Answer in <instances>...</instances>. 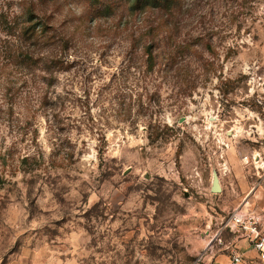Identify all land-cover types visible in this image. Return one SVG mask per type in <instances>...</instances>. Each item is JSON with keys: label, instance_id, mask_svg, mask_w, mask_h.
<instances>
[{"label": "rangeland", "instance_id": "rangeland-1", "mask_svg": "<svg viewBox=\"0 0 264 264\" xmlns=\"http://www.w3.org/2000/svg\"><path fill=\"white\" fill-rule=\"evenodd\" d=\"M152 7L0 0V264H222L264 218V0ZM29 9L70 41L53 77Z\"/></svg>", "mask_w": 264, "mask_h": 264}, {"label": "trees", "instance_id": "trees-1", "mask_svg": "<svg viewBox=\"0 0 264 264\" xmlns=\"http://www.w3.org/2000/svg\"><path fill=\"white\" fill-rule=\"evenodd\" d=\"M167 1L168 0H147V3L151 4V6H153L152 8L158 9ZM26 14L28 16V23L30 26L21 29L20 39L22 42H33L31 45L38 51L48 50L45 54L48 56L43 57H46L47 59L44 65L46 71L51 77H53V74L56 72L68 69L65 65L64 55H66V52L70 49V41L66 39L63 34L57 33L48 21H45L42 17L37 16L33 10L29 9ZM147 51L149 63L148 68L152 71L157 64V56H155L153 48L149 47ZM16 58L19 59L20 62L21 60L23 62L26 60L33 61V58L24 52H19V55ZM28 162L29 159L24 158L22 163L24 164Z\"/></svg>", "mask_w": 264, "mask_h": 264}, {"label": "built area", "instance_id": "built-area-1", "mask_svg": "<svg viewBox=\"0 0 264 264\" xmlns=\"http://www.w3.org/2000/svg\"><path fill=\"white\" fill-rule=\"evenodd\" d=\"M264 218L250 210L240 209L232 215L229 226L240 232L255 253L249 257L238 246L233 247L227 264H264Z\"/></svg>", "mask_w": 264, "mask_h": 264}, {"label": "crops", "instance_id": "crops-1", "mask_svg": "<svg viewBox=\"0 0 264 264\" xmlns=\"http://www.w3.org/2000/svg\"><path fill=\"white\" fill-rule=\"evenodd\" d=\"M240 248L242 249L243 252L246 253L247 256L252 257V258L255 257L254 251L252 250V248L250 247V245L248 244V242L245 239H243V241L240 242ZM218 261H219V263L221 262L222 264H227L228 263L227 261H229V260L228 259H224V260L218 259Z\"/></svg>", "mask_w": 264, "mask_h": 264}, {"label": "water", "instance_id": "water-1", "mask_svg": "<svg viewBox=\"0 0 264 264\" xmlns=\"http://www.w3.org/2000/svg\"><path fill=\"white\" fill-rule=\"evenodd\" d=\"M223 191L220 177L217 173H214L211 192L213 194H219Z\"/></svg>", "mask_w": 264, "mask_h": 264}]
</instances>
